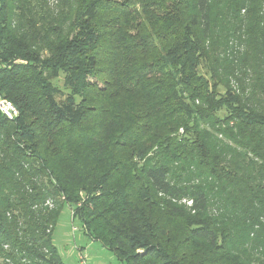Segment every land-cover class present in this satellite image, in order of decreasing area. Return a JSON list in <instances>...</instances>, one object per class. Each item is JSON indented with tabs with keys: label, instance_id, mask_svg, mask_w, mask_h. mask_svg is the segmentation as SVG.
Segmentation results:
<instances>
[{
	"label": "trees",
	"instance_id": "obj_1",
	"mask_svg": "<svg viewBox=\"0 0 264 264\" xmlns=\"http://www.w3.org/2000/svg\"><path fill=\"white\" fill-rule=\"evenodd\" d=\"M0 91L4 264H264V0H0Z\"/></svg>",
	"mask_w": 264,
	"mask_h": 264
},
{
	"label": "rangeland",
	"instance_id": "obj_2",
	"mask_svg": "<svg viewBox=\"0 0 264 264\" xmlns=\"http://www.w3.org/2000/svg\"><path fill=\"white\" fill-rule=\"evenodd\" d=\"M49 2L51 7L61 4V0H49ZM54 84L58 87L57 98L60 101L70 100L72 91L65 83L63 71H60V76L54 80ZM73 227H76V230ZM85 230L79 216L74 214V209L66 205L61 210L52 232L53 243L65 264H77L80 252L87 257L90 264H126L113 250L92 240ZM0 264H4L1 258Z\"/></svg>",
	"mask_w": 264,
	"mask_h": 264
},
{
	"label": "built area",
	"instance_id": "obj_3",
	"mask_svg": "<svg viewBox=\"0 0 264 264\" xmlns=\"http://www.w3.org/2000/svg\"><path fill=\"white\" fill-rule=\"evenodd\" d=\"M0 114L6 118H14L18 115V108L15 103L9 98L5 97L0 91ZM76 230V227H73ZM77 264H90L87 257L80 252L78 255Z\"/></svg>",
	"mask_w": 264,
	"mask_h": 264
},
{
	"label": "crops",
	"instance_id": "obj_4",
	"mask_svg": "<svg viewBox=\"0 0 264 264\" xmlns=\"http://www.w3.org/2000/svg\"><path fill=\"white\" fill-rule=\"evenodd\" d=\"M86 233V232H85Z\"/></svg>",
	"mask_w": 264,
	"mask_h": 264
}]
</instances>
